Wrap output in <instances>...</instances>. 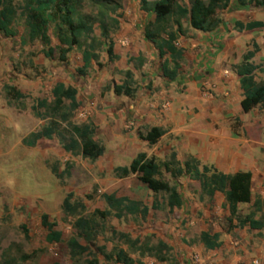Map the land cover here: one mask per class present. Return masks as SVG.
Wrapping results in <instances>:
<instances>
[{"label":"rangeland","instance_id":"374dc122","mask_svg":"<svg viewBox=\"0 0 264 264\" xmlns=\"http://www.w3.org/2000/svg\"><path fill=\"white\" fill-rule=\"evenodd\" d=\"M7 1L17 13L11 24V29L16 32L15 37L9 38L0 34V264H85L86 260L93 258L99 264H115L96 253L95 257L85 255L76 263L70 260L66 241L74 234L73 218L62 212V201L71 193L72 200H80L85 206L81 215L89 217L95 209H106L103 194L114 193L118 197L128 194L141 199H148L149 195L135 188L136 184L141 185L133 179L119 181L110 171L108 156L91 162L82 158L78 152H66L59 140H63L65 144L70 142L67 125L60 122L59 116L48 115V106L52 102L51 90L56 84L73 87L77 90L79 107L76 111L68 112V103L65 102L67 122L75 125L92 124L90 119L93 115L90 112V116L85 113L86 108L90 107L96 113L98 109H107L118 100L122 103L133 101L138 93L155 90L156 87L152 88L151 82L143 79L140 70L141 58L135 57V52L143 40V29L153 20V15L141 10L140 0H76L78 13L87 17L93 32L89 37H83L79 46L73 47L65 55V61L60 62V54L56 50L52 59L45 57L48 48L60 47L54 26H48L49 45L44 46L39 39L30 37L23 17L27 8L24 1ZM236 1L230 0L227 10L217 12L222 23L209 34L213 35V40L221 36L229 38L236 19L242 23L254 19L255 11L252 9L236 12ZM183 29L185 34L189 32L186 23L183 24ZM104 30L107 38L101 37ZM91 41L92 46L89 47ZM150 46L152 45H147L145 49ZM85 49L97 54L98 58L83 75L79 70L82 67L81 53ZM133 68L139 70L136 72ZM126 70L131 72L130 78L122 73ZM157 77L156 72L154 79ZM125 81L131 87V97L115 95L114 89ZM6 87L13 88L22 97L16 98L13 93L8 94ZM41 101L47 107L40 106ZM163 102L170 104L167 99ZM32 107L35 108L34 112ZM15 114H20L26 129L20 131L12 127ZM52 119L59 121L53 138L41 142L35 153L28 150L25 154L23 150L27 147L20 142L21 138L27 132H36L47 127ZM9 120L12 121L8 122ZM97 138L101 139L99 132ZM45 152L49 155L45 154L43 157ZM114 163L125 166L130 163V159H115ZM53 167L57 169L56 176L51 173ZM164 177L168 178L166 175ZM43 214L61 232L60 243L48 244L45 241L46 230L40 219ZM182 222L179 211L169 213L165 208L158 214L148 216L145 221L135 217L121 220L109 217L100 222L96 245L107 253L114 247L123 249L136 264H165L158 263L149 256L141 257L134 253L117 235L111 234L115 231L117 234H127L131 239L138 238L142 242L148 239L150 244L161 239L169 246L172 245L171 256L181 264L213 263L204 262L203 257L196 251L195 240L186 241L181 238L178 231L183 229ZM171 224L174 231L170 233L167 226ZM192 248L195 251H190L191 254L188 255L186 251ZM194 256H198V263L194 262Z\"/></svg>","mask_w":264,"mask_h":264},{"label":"crops","instance_id":"0c3cea01","mask_svg":"<svg viewBox=\"0 0 264 264\" xmlns=\"http://www.w3.org/2000/svg\"><path fill=\"white\" fill-rule=\"evenodd\" d=\"M247 9L255 11L254 19L250 21L264 24V9L248 4L241 7L237 3L235 10L241 12ZM236 22L241 21L236 19L233 22L229 38L221 36L213 40V35L209 36L212 33L190 28L187 34L180 36L175 45L183 51V59L179 76L173 82L162 78L160 63L163 60L159 59L154 45L143 38L135 57L141 58L143 79L151 82L152 88L156 89L150 93H138L133 101L122 103L118 100L107 109L99 111L97 108L96 113L92 112V108H86L85 113L93 115L90 119L95 131L93 140L104 148L100 158H110L112 173L115 168L124 167L115 165V159H130L131 162L140 153L153 157L157 162L167 161L174 153L181 166L191 160L197 163L196 170L184 173L177 179L164 175L168 177L166 180L176 186L182 199V207L173 211H179L183 218V229L178 232L182 239L196 241V251L204 262L251 264L256 259L264 264V107L260 103H253L247 108L243 106L245 99L240 78L233 69L242 65L244 56L256 47L254 57L249 62L257 67L255 81L259 83L264 80V28L238 32L235 29ZM147 45L152 46L145 49ZM156 72L158 77L155 83ZM166 99L170 101V107L168 111L162 112L161 101ZM12 120L14 129H26L20 114H15ZM152 128L162 130L163 135L155 144L149 145L139 138V134L143 135ZM31 133L35 132H27L20 142L23 144V140ZM44 141L48 140L41 139L34 147L26 146L23 152L26 154L30 150L35 153L38 145ZM45 154L49 155L45 152L42 156ZM204 167L223 175H251V200L237 206L238 218L231 219L230 228L227 223L230 214L224 195L216 192L208 197L201 193L199 176ZM128 179L139 183L134 175L119 181ZM135 188L145 191L149 198H133L128 194L119 197L140 202L141 208H146L148 213L145 216L139 213L127 217L145 221L163 208L168 211L165 195L153 194L143 185L136 184ZM250 214H253L255 221L262 222L261 229L252 230L248 224L239 223ZM167 227L168 232L174 231L172 224ZM202 233L218 236L214 250H206L201 244L199 236ZM159 241L165 243L161 239L155 242ZM190 251L194 252L195 248L186 253L190 255Z\"/></svg>","mask_w":264,"mask_h":264},{"label":"trees","instance_id":"16d2710c","mask_svg":"<svg viewBox=\"0 0 264 264\" xmlns=\"http://www.w3.org/2000/svg\"><path fill=\"white\" fill-rule=\"evenodd\" d=\"M26 9L23 12L26 25L30 32V37L39 39L44 46L49 45L47 35L48 26L52 24L55 30V36L60 47L55 49L48 48L45 57L52 59L55 50L59 52V61H65V55L73 48L78 47L83 37H89L92 34L91 23L87 17L81 16L76 9V0H23ZM239 6L244 7L247 4L253 5L257 9H264V0H237ZM230 0H155L149 2L140 0V8L145 13H151L153 20L147 23L143 29V38L152 43L158 51L160 60L161 76L167 82L175 81L180 73L183 51L179 49L175 42L184 35L183 24L186 23L192 30L211 33L214 32L222 23L217 17L218 11H224L229 8ZM103 6V4H101ZM16 10L11 7L7 0H0V34L5 37H15L16 32L11 29L12 21L16 16ZM102 21V20H101ZM114 23H117L115 20ZM102 23V22H101ZM103 24V23H102ZM101 24V25H102ZM264 28V24L258 21H250L245 24L235 23V29L238 32L254 31ZM101 37L107 38V32H101ZM92 46V41L89 47ZM111 48V45L109 46ZM256 47L253 52H248L240 66L233 69L240 78V86L243 92L247 108L253 103H260L264 107V80L257 83L254 75L257 67L249 61L254 57ZM111 52L110 50L108 51ZM97 54L85 49L81 53L82 67L79 70L84 75L92 62L97 61ZM126 78L131 77L130 71L122 72ZM7 93H13L16 98H21L19 92L13 88H7ZM115 95L131 97V87L128 81L114 89ZM52 102L48 106L50 116H59L60 122L66 123L70 142L65 144L63 140L59 143L68 153L78 154L91 162L99 159L104 148L93 140L94 127L92 124L75 125L67 122V113L65 102L68 103V112L76 111L79 107L77 101V90L62 83L56 84L52 90ZM41 101L40 106H45ZM47 107V106H45ZM31 110L34 112L35 108ZM59 121L52 119L51 123L41 130L31 133L23 140V144L28 147H34L37 141L41 139L51 140L56 132V125ZM163 135V131L157 128L150 129L145 135L139 134V138L149 145H153ZM197 169V163L194 160L186 161L183 166L176 160L172 153L165 162H157L153 157H147L140 153L130 162L128 166L117 167L113 174L117 179H124L129 176H136L138 182L153 194H163L166 196V207L169 213L179 210L182 207V199L177 188L165 179L164 174H168L170 179H177L184 173ZM51 173L56 176L57 169L52 168ZM201 193L212 197L216 192L222 193L225 197L229 209L228 227H231V219L238 218L237 206L247 204L251 200V175L249 173H238L235 175H223L214 169L203 168V173L199 176ZM73 195L69 193L62 201L61 210L64 215L73 218V235L66 241L69 258L76 263L85 255L98 254L106 261L115 264H136L123 249L114 247L110 253L104 251L96 245V237L100 228V222L109 217L121 220L127 216H135L141 213L145 216L148 213L146 208H141V203L128 199L127 197H118L116 194H103L102 199L106 209L101 211L95 209L89 217H83L81 213L85 210L84 204L80 200H72ZM41 225L46 230L45 241L48 244H57L62 241V234L56 229V224L49 221L46 214L41 215ZM240 224H248L252 230L261 229L262 222L255 221L253 214L247 215L239 221ZM113 236L129 247L139 256H149L158 263L179 264L171 256V248L163 242L150 244L146 239H131L127 234L112 231ZM217 235L202 233L199 241L206 250H214L217 246ZM95 257V256H94ZM7 264V263H6ZM85 264H99L93 258L86 260ZM137 264H141L137 262Z\"/></svg>","mask_w":264,"mask_h":264},{"label":"built area","instance_id":"2783aa9c","mask_svg":"<svg viewBox=\"0 0 264 264\" xmlns=\"http://www.w3.org/2000/svg\"><path fill=\"white\" fill-rule=\"evenodd\" d=\"M169 107H170L169 102H163L161 104V106H160V109H161L162 112H166V111L169 110ZM193 260L196 263H198L200 261L199 258H198V256H194L193 257ZM209 264H213V263H209ZM251 264H260V262H259V260L253 259L252 262H251Z\"/></svg>","mask_w":264,"mask_h":264}]
</instances>
